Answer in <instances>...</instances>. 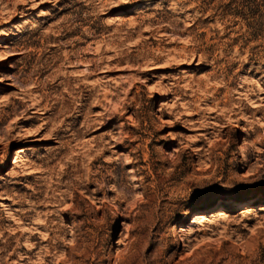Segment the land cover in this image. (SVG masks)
<instances>
[{"label": "rangeland", "instance_id": "obj_1", "mask_svg": "<svg viewBox=\"0 0 264 264\" xmlns=\"http://www.w3.org/2000/svg\"><path fill=\"white\" fill-rule=\"evenodd\" d=\"M0 264H264V0H0Z\"/></svg>", "mask_w": 264, "mask_h": 264}]
</instances>
